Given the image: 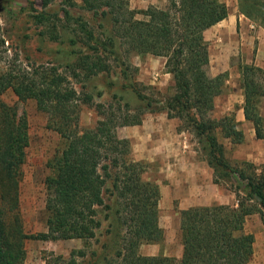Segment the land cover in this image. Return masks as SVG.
Listing matches in <instances>:
<instances>
[{
    "label": "trees",
    "instance_id": "16d2710c",
    "mask_svg": "<svg viewBox=\"0 0 264 264\" xmlns=\"http://www.w3.org/2000/svg\"><path fill=\"white\" fill-rule=\"evenodd\" d=\"M51 1L43 0L42 4L47 6ZM82 2L85 9L104 16L109 29L100 39L87 21L73 18L64 10L65 17L75 20L89 43L85 44L84 52H77L73 71L78 70L88 78L109 70L105 60L116 61L127 85L147 109L154 111L160 106L167 118L180 121L179 130L195 135L202 156L215 175L237 178L236 196L241 198L236 205L181 210L180 259L142 255L139 249L143 244L160 243L164 238L158 215L159 186L144 179L146 163L133 158L130 141L117 131L122 126L140 124L142 111L132 117L124 116L119 122L115 121L110 105L105 108L100 104L102 120L96 127L82 130L80 104L92 97L80 98L66 75L52 68L37 74L40 75L37 79L27 71L17 73L8 68L0 71V264H24L28 239H80L85 247L70 255L85 258L88 241L95 240L98 244L102 234H110L116 242L110 256L106 243L100 246L103 254L90 251L89 256L96 258L97 264L101 255L103 264H248L255 237L245 231L244 224L255 212L264 221V166L248 161L231 165L225 157L223 140L240 144L244 135L234 113L213 116L227 72L208 75L209 44L204 36L207 29L228 16L226 3L167 0L165 8L149 6L136 11L128 7L126 0ZM239 10L264 29V0H239ZM122 45L135 55L164 58L166 71L174 81L172 93L160 101L145 95L139 89L140 84L130 79V67L120 51ZM240 73L244 117L253 124L256 137L264 142V118L259 109L264 98V68L245 64L240 66ZM8 90L21 101L35 100L47 114L48 127L60 136V146L46 165L47 231L43 233L27 234L19 212L29 126L25 113L20 114L16 105L2 99ZM213 181L219 184L216 178ZM108 219L110 228L102 229Z\"/></svg>",
    "mask_w": 264,
    "mask_h": 264
},
{
    "label": "rangeland",
    "instance_id": "374dc122",
    "mask_svg": "<svg viewBox=\"0 0 264 264\" xmlns=\"http://www.w3.org/2000/svg\"><path fill=\"white\" fill-rule=\"evenodd\" d=\"M126 1L128 7L136 11L149 6L165 8L167 5V0ZM221 1L226 3L228 14L239 15V0ZM42 2L43 0H0V71L8 68L14 72L27 71L29 75L38 79L40 75L37 74L56 68L59 74L66 75L79 92L80 98L84 100L86 96L92 97L91 101L80 104L79 124L82 130L92 129L102 120L98 107L100 104L105 105V108L110 105V110L115 114V121L119 122L123 120L124 116L132 117L140 114L141 111L142 122L140 124L146 119L151 120V118H158L161 115L167 117L165 111L159 110L160 106L153 111V108L152 110L147 109L145 104L138 100L136 93L123 78L121 67L112 59L105 60L110 66L108 71L88 78L78 70L73 71L72 65L77 58V52H84L85 44H89L81 35L73 18L81 17L87 21L88 27L94 31L95 36L101 39L105 37V31L109 29L106 20L102 19H105L104 16H101L100 13L96 15L85 9L82 0H52L47 6H43ZM65 9L70 12L73 18L65 17ZM137 18H141V16L137 15ZM245 18L247 17L245 16ZM247 19L248 22L259 25L257 21ZM240 27L238 25L237 39L235 38L233 42L228 40L224 42L214 35L211 39L206 38L210 57L208 75L213 77L222 73L220 70L224 66L226 70L223 72H227L223 92L215 100L214 117L232 112L237 120V112L244 105L240 66L254 64L264 68V52L257 51L256 42L253 44L243 39ZM120 51L124 62L130 67L128 73L131 81L138 82L139 89L145 95L155 101H160L172 93L174 81L172 75L166 71L164 58L149 54L135 55L128 51L126 45H122ZM255 61L260 62L259 65L255 64ZM2 99L9 104L16 105L18 112L25 113L28 120L30 139L23 166L24 177L20 186L19 212L27 234L43 233L47 231L44 181L49 170L46 165L60 146V136L48 127L47 114L38 108L35 100L21 101L11 90L6 91L2 95ZM259 109L264 118V98L260 101ZM173 120L176 124H181L178 119ZM123 127L125 126L117 129L120 137ZM238 127L243 132L244 140L242 143L234 145L223 140L225 157L231 165L248 161L257 166H264L263 163L249 160L261 151L264 144L254 134L253 124L243 119L239 122ZM188 132L193 148L204 160L197 138L192 132ZM145 163L147 168L146 175L143 176L144 179L147 180V176L157 178L158 176L150 169L151 164ZM215 178L218 180L217 186L222 192L232 196L233 202L229 205H236L237 200L241 198L236 196L238 192H236L238 190L236 187L239 184L237 178L221 177L220 173L216 175L213 173V179ZM240 195L242 196V194ZM169 213H171L170 210L159 198V222L162 218L168 219ZM110 222L111 219L104 221L102 229L110 228L108 227ZM244 229L248 233H257L258 235V239L254 241L253 255L248 264H264V221L255 212L246 218ZM98 238V244H95V240L88 241L89 244L85 249L88 255L85 258L78 255H74L72 258L70 255L72 251L85 247L83 240L28 239L24 264H71L72 260H75V264H97L96 258L89 256L90 251L94 249L100 254L102 252L100 246L106 243L110 256L116 242V239L110 234H102ZM139 252L141 253V249ZM104 262L101 255L99 263L103 264Z\"/></svg>",
    "mask_w": 264,
    "mask_h": 264
},
{
    "label": "crops",
    "instance_id": "0c3cea01",
    "mask_svg": "<svg viewBox=\"0 0 264 264\" xmlns=\"http://www.w3.org/2000/svg\"><path fill=\"white\" fill-rule=\"evenodd\" d=\"M248 21L241 13H229L224 20L207 29L204 36L211 39L214 35L224 42H233L237 39L239 25L243 39L253 44L256 42L257 51L264 52V29ZM254 63L259 65L260 62ZM225 70L224 66L220 71L223 73ZM243 119L245 117L241 106L237 112V121L241 122ZM121 137L130 141L135 160L151 164L152 173L158 177L147 176V180L158 184L160 201H163L171 212L168 219L162 218L159 222L164 233L163 241L143 244L140 247L141 253L146 256L163 255L180 259L183 254L180 211L191 207L229 205L233 202L232 196L224 194L214 183L213 170L193 148L189 132L179 130V124L173 119L161 115L151 120L146 119L139 125L125 126ZM262 146L261 151L253 157L250 156L249 160L264 164V144ZM144 174L146 175V171ZM254 237L258 239L257 233Z\"/></svg>",
    "mask_w": 264,
    "mask_h": 264
}]
</instances>
